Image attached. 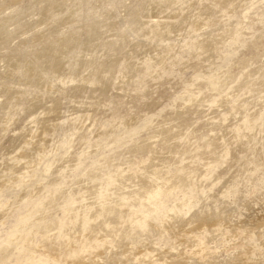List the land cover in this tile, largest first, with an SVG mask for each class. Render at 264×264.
Masks as SVG:
<instances>
[{
	"label": "rangeland",
	"instance_id": "obj_1",
	"mask_svg": "<svg viewBox=\"0 0 264 264\" xmlns=\"http://www.w3.org/2000/svg\"><path fill=\"white\" fill-rule=\"evenodd\" d=\"M0 264H264V0H0Z\"/></svg>",
	"mask_w": 264,
	"mask_h": 264
},
{
	"label": "bare ground",
	"instance_id": "obj_2",
	"mask_svg": "<svg viewBox=\"0 0 264 264\" xmlns=\"http://www.w3.org/2000/svg\"><path fill=\"white\" fill-rule=\"evenodd\" d=\"M225 101H226V98L221 100L220 102V107H223L224 104H225ZM196 102H199V101H196ZM252 104V103H251ZM183 112V111H182ZM182 112H179L178 114H181ZM177 117V116H176ZM175 123H172L170 126H165V127H162L161 129H158L157 133L154 134L151 138H155L156 140H163L164 142L165 141H170V140H173L175 139V137H177L178 135H180L182 132L180 130H177L175 131L174 129V125ZM217 124H211L209 125L208 127V130H214L217 128ZM262 135V134H261ZM150 139V138H149ZM220 139V138H219ZM219 141V140H218ZM149 144H147L148 146ZM254 146V145H253ZM153 155H161L159 152L157 151H153ZM47 230L48 231H53V228L48 226L47 227ZM52 234V232H50ZM3 247H6L7 248V245H2Z\"/></svg>",
	"mask_w": 264,
	"mask_h": 264
}]
</instances>
